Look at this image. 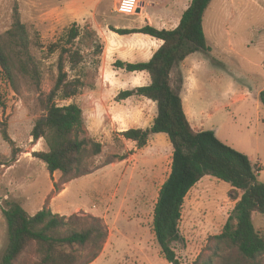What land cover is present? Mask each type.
<instances>
[{"label": "rangeland", "instance_id": "1", "mask_svg": "<svg viewBox=\"0 0 264 264\" xmlns=\"http://www.w3.org/2000/svg\"><path fill=\"white\" fill-rule=\"evenodd\" d=\"M76 3H82V9ZM117 3L0 0V37L10 40L7 33L19 18L30 39L27 47L13 45L15 52L9 49L18 75L15 88L0 74V158L5 163L0 167V210L9 195L7 200L21 202L28 212L36 210L32 206L37 210L47 207L66 217L75 215L83 225H91L90 217H95L108 231V239L91 264H170L161 253L152 223L160 188L171 171L172 146L167 136L153 135L139 149L121 135L131 128H150L157 107L139 96L118 100L121 91L139 87L138 83L129 79L128 71L115 67L116 62L108 66L109 71L98 69L99 58L94 54L97 43L103 45L95 29L99 25L108 31L113 19L125 26L137 23L139 17L118 14ZM160 7L156 9L162 10ZM183 7L174 11L179 14ZM104 14L109 23L101 21ZM75 23L81 35L74 49H79L84 62L71 71L67 61L66 70L71 76L83 75L86 86L61 103H76L83 109L86 135L102 144V152L86 160L85 176L61 184L59 172L51 175L33 157V152L47 148L44 140L34 142L31 132L42 115L39 97L53 88L58 75L61 50L50 53L49 46L63 44ZM204 30L211 52H197L186 60L193 77L190 101L204 130L214 131L221 141L246 154L261 168L264 183V0H213L204 17ZM237 91L248 95L247 100L233 103ZM2 128L14 145L4 139ZM239 195L226 182L209 176L191 190L180 222L184 243L178 245L177 255L182 264H203L210 257L219 264V256L229 248L220 243V254H214L219 243L215 237L221 234ZM253 219L264 232V217L255 214ZM6 245V233L1 230L0 257ZM31 261L29 255L23 264Z\"/></svg>", "mask_w": 264, "mask_h": 264}, {"label": "trees", "instance_id": "2", "mask_svg": "<svg viewBox=\"0 0 264 264\" xmlns=\"http://www.w3.org/2000/svg\"><path fill=\"white\" fill-rule=\"evenodd\" d=\"M212 1L191 0L175 29H158L149 24L138 29L110 27L120 35L142 33L163 41L148 62L115 63V67L128 72L146 71L151 78L149 85L121 91L117 99L139 96L157 107L150 128H131L121 135L143 149L153 135L164 134L172 146L171 172L160 188L152 223L161 253L170 264H182L177 249L184 243L180 231L183 207L190 191L206 176L226 182L240 194L235 197L236 205L221 234L215 237L219 243L214 254H220V243L229 248L219 256V264H264V232L256 228L253 219L255 214L264 217L261 168L246 154L221 141L214 131L196 130L184 108L185 79L180 67L194 53L211 52L204 17ZM7 35L10 40L0 37V74L15 88L18 75L9 49L15 52L13 45L27 47L30 39L26 25L19 18ZM80 35L81 29L75 23L63 44L49 46L50 53L61 50L58 75L53 88L39 97L42 115L31 132L33 141L44 140L47 148L33 152V157L43 162L51 175L59 172L61 184L85 176L86 160L102 152V144L86 135L83 109L76 103H61L79 95L86 86L83 75L71 76L66 70L67 61L71 71L78 70L84 62L79 49H74ZM102 53L103 45L97 43L94 54L99 58L98 69ZM261 103L264 107V91ZM2 134L14 145L6 128H2ZM16 156L14 149L13 158ZM3 165L0 158V167ZM2 211L7 224V245L0 264H23L29 255H32L30 264H91L100 256L108 239V231L95 217H90L91 225H83L75 215L66 217L47 207L32 215L16 200H6ZM203 264L216 263L210 257Z\"/></svg>", "mask_w": 264, "mask_h": 264}, {"label": "crops", "instance_id": "3", "mask_svg": "<svg viewBox=\"0 0 264 264\" xmlns=\"http://www.w3.org/2000/svg\"><path fill=\"white\" fill-rule=\"evenodd\" d=\"M140 2H141L140 12L136 16H129V17H139L136 20L137 23L135 25L133 26L121 25L118 24L116 20L113 19V17H110V20L113 19L112 21L113 23L111 25L117 29H138L147 24L152 25L158 29H175L179 25L183 13L189 7L191 0L188 1L189 4H186L187 0H161L160 3H157L156 1L152 0L149 4L147 3V0H140ZM76 4H79V6L83 5L82 3H76ZM182 5L184 7L182 8L179 14L174 11V9H176L178 6H182ZM97 6L98 5L95 6L93 11H96ZM158 6H161L163 9L158 11L156 9L158 8ZM94 16L96 17V14H94ZM100 18L101 21H103L104 23H109L108 21L109 17L106 16L105 14ZM99 26L101 29L100 28L97 29L95 28V26L93 27L96 29V32H98V34L100 35L103 43V53L100 57V62H101L100 68L104 72L109 71L108 66L113 67L112 65H114V63L117 61H122L125 63L148 62L153 57L154 53L163 45L162 40L152 37L150 35H146L142 33L120 35L111 31L110 29L108 31H105L101 25ZM192 55H190L187 59H189ZM186 60L181 64L180 67L185 79L184 90L182 93L184 108L192 126L196 130H204L202 124L199 122V117L193 106V103H191L190 101V96L188 95L189 94L188 90H190L189 86H191V80L193 79V77H192V69L188 70V66L186 65ZM112 70L115 73L118 72V70H114V69ZM119 70H124V69L120 68ZM129 73L131 74L129 79L132 81L135 80L138 83L136 86L139 87L146 86L149 85L151 82L150 75L146 71L129 72ZM233 94H234L233 96L234 100L232 101L233 103L244 102L248 98V95H243L241 92L238 91L234 92ZM257 102L259 103L258 104L259 107L260 100L257 99ZM163 136L166 135L164 134L156 135L157 138ZM128 141L129 140H127V142ZM171 163H172V159H171ZM5 198L6 200L7 198L9 199V195H6ZM33 208H35L36 210L34 212L33 211L29 212L32 215H34L39 211L37 210L38 208L36 206L31 207V209ZM1 230H3L6 233V238H7V224L3 215V211L0 210V233Z\"/></svg>", "mask_w": 264, "mask_h": 264}, {"label": "built area", "instance_id": "4", "mask_svg": "<svg viewBox=\"0 0 264 264\" xmlns=\"http://www.w3.org/2000/svg\"><path fill=\"white\" fill-rule=\"evenodd\" d=\"M140 6V0H118L115 11L125 16H136Z\"/></svg>", "mask_w": 264, "mask_h": 264}, {"label": "water", "instance_id": "5", "mask_svg": "<svg viewBox=\"0 0 264 264\" xmlns=\"http://www.w3.org/2000/svg\"><path fill=\"white\" fill-rule=\"evenodd\" d=\"M138 12H140V9L138 10Z\"/></svg>", "mask_w": 264, "mask_h": 264}]
</instances>
